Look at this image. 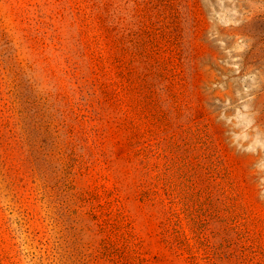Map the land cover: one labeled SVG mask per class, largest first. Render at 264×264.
Masks as SVG:
<instances>
[{"label":"rangeland","instance_id":"obj_1","mask_svg":"<svg viewBox=\"0 0 264 264\" xmlns=\"http://www.w3.org/2000/svg\"><path fill=\"white\" fill-rule=\"evenodd\" d=\"M0 264H264V0H0Z\"/></svg>","mask_w":264,"mask_h":264}]
</instances>
